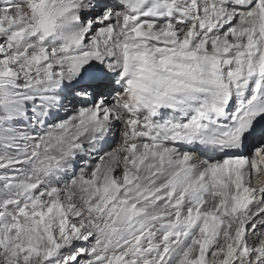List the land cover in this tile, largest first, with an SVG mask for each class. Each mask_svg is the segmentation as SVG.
<instances>
[{"label":"snow or ice","instance_id":"snow-or-ice-1","mask_svg":"<svg viewBox=\"0 0 264 264\" xmlns=\"http://www.w3.org/2000/svg\"><path fill=\"white\" fill-rule=\"evenodd\" d=\"M0 264H264V0H0Z\"/></svg>","mask_w":264,"mask_h":264}]
</instances>
